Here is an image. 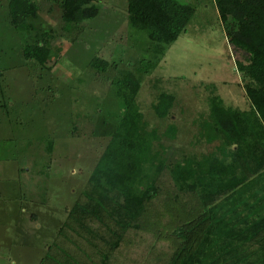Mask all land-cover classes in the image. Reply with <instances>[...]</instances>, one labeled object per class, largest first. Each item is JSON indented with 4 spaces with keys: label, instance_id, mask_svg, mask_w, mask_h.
Returning a JSON list of instances; mask_svg holds the SVG:
<instances>
[{
    "label": "trees",
    "instance_id": "16d2710c",
    "mask_svg": "<svg viewBox=\"0 0 264 264\" xmlns=\"http://www.w3.org/2000/svg\"><path fill=\"white\" fill-rule=\"evenodd\" d=\"M58 2L63 32L98 13L93 0ZM213 2L249 107L224 104L212 88L195 117L192 150L170 158L162 139L174 140L178 127L149 126L136 101L140 79L120 72L116 124L39 264H264V0ZM195 9L178 0H127L129 25L152 42L151 59H140L137 70L151 73ZM7 13L14 30H33L39 5L7 0ZM51 39L37 35L23 58L44 67ZM91 64L109 66L99 57ZM174 102L161 90L151 110L168 118Z\"/></svg>",
    "mask_w": 264,
    "mask_h": 264
},
{
    "label": "rangeland",
    "instance_id": "374dc122",
    "mask_svg": "<svg viewBox=\"0 0 264 264\" xmlns=\"http://www.w3.org/2000/svg\"><path fill=\"white\" fill-rule=\"evenodd\" d=\"M35 1L34 29L17 31L0 0V264H39L116 124L120 72L140 79L136 101L149 126L178 127L174 140L162 139L170 158L192 150L195 117L212 88L224 104L249 107L213 0H178L195 12L149 75L135 66L151 59L152 42L129 25L127 0H93L98 13L64 32L58 0ZM44 33L53 53L41 67L22 47ZM95 57L109 66L96 69ZM161 90L175 96L164 119L150 106Z\"/></svg>",
    "mask_w": 264,
    "mask_h": 264
},
{
    "label": "water",
    "instance_id": "95a60500",
    "mask_svg": "<svg viewBox=\"0 0 264 264\" xmlns=\"http://www.w3.org/2000/svg\"><path fill=\"white\" fill-rule=\"evenodd\" d=\"M236 69V68H235Z\"/></svg>",
    "mask_w": 264,
    "mask_h": 264
}]
</instances>
